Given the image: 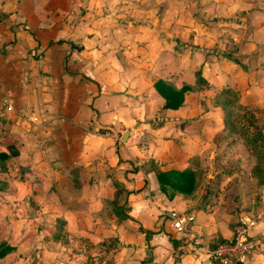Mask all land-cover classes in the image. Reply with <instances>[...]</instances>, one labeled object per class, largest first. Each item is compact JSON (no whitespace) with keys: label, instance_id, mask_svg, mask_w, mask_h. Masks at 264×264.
I'll return each instance as SVG.
<instances>
[{"label":"crops","instance_id":"1","mask_svg":"<svg viewBox=\"0 0 264 264\" xmlns=\"http://www.w3.org/2000/svg\"><path fill=\"white\" fill-rule=\"evenodd\" d=\"M198 16L194 26L170 23L179 31L159 34L165 40L147 55L149 64L129 53L132 44L118 61L111 51L120 45L85 51L79 41L67 68L60 71L59 57L53 74L52 54L63 49L59 18L47 46L44 1L0 0V241L10 246L0 264H215L206 248L231 239L234 223L264 208L252 163L218 182L236 147L224 130L222 100L214 98L224 86L238 90L240 102L259 108L264 130V68L262 81L249 67L236 71L220 42L236 37ZM153 44L144 48L151 52ZM72 63L83 66L79 73ZM197 70L207 84L195 85ZM49 77L54 86L39 85ZM158 79L193 89L177 108L165 107ZM67 84L77 85L75 93ZM185 169L200 174L191 193L161 186L157 170ZM171 209L193 215L185 232L170 226ZM250 232L260 243L243 264H264V221Z\"/></svg>","mask_w":264,"mask_h":264},{"label":"rangeland","instance_id":"2","mask_svg":"<svg viewBox=\"0 0 264 264\" xmlns=\"http://www.w3.org/2000/svg\"><path fill=\"white\" fill-rule=\"evenodd\" d=\"M43 1L47 21V46L53 43L54 30L52 22L56 17H58L60 21L61 33L59 32V35L63 38H59L60 43L62 42L63 45L61 53H53L51 57L50 64L53 74L56 69L53 65L59 57L61 59L60 71H62L63 68H67L68 54L71 50H74L73 45L79 43V41H82L83 48L86 47L84 48L85 51L87 45L103 47L105 43H112L111 45L113 48L120 45L121 48H119L118 51H111V54H114L118 61L121 59L122 53H124L122 48L132 44L133 46L128 47L129 53L136 57H141L144 64H149L151 60L147 55L150 53L154 56L157 53L156 49L160 47V45L157 44L165 40L159 34L162 32L166 37L169 34L173 35L172 33L179 31L177 28L170 31V29L167 28L170 23L175 22V20H183L194 26L195 22L199 19L198 15L201 13L203 21L206 20L213 24H218V28L222 31L223 36L227 33L226 36L233 35L237 38V41H235L236 38L233 40L230 37L225 38L224 41H220L224 44L222 50L229 56V59L238 63L235 70L240 73L241 70L244 69V66L249 67L253 71L256 81L261 80L259 73L264 68V0H244V2L232 0L231 4H227V2L223 0H38L40 6ZM230 1L231 0H229V2ZM223 3H225V5ZM32 17L33 16L30 15L31 24L34 23ZM230 28H234V30ZM200 29L204 30V26L200 25ZM156 30L158 33L155 32ZM135 31L140 32V37H134ZM33 32L36 33L35 30ZM42 35L43 34H40V36ZM149 39H153V45H155L154 50L151 52L147 48H144V43H147ZM218 41L216 45L219 44L221 46ZM211 43L210 39L206 40L207 45ZM138 44H141L142 47L135 46ZM220 46H216V48ZM104 49L106 53L110 50L107 47ZM63 50H66L67 54ZM260 50L263 51L259 52ZM236 51L238 55L234 53ZM94 53L97 52L94 51ZM246 53H248L247 57ZM258 53L259 55L256 57ZM241 56L246 57V60ZM53 57H55V59ZM107 58L110 59L108 56ZM128 59L131 62L133 61L130 57H128ZM85 62L84 60V63ZM112 62L116 63L114 60H112ZM110 66L111 64L105 66L107 71L111 69ZM70 67L77 73H79L78 69L80 67V69L83 68V66L79 64L75 65L74 63H72ZM261 77L263 76L261 75ZM38 80L39 79L36 78L34 82L38 83ZM52 81L50 77L45 78L39 81V85L42 84V86L52 87L54 86ZM57 85L59 84L55 82V87ZM70 85L67 84V87ZM71 88V91L75 93L77 85L74 89L71 85ZM214 98L217 102H220L225 97L222 93H217ZM232 144L235 148L236 146L234 143ZM227 159H223L221 163L222 168H218V182H221L222 178L225 180L224 176L227 173L236 172L235 170L240 168L236 161L231 160L232 158L230 159L229 157ZM252 162L253 157H250L248 165ZM209 168L210 164H207V170H209ZM232 179L233 178H231L229 182L232 181Z\"/></svg>","mask_w":264,"mask_h":264},{"label":"trees","instance_id":"3","mask_svg":"<svg viewBox=\"0 0 264 264\" xmlns=\"http://www.w3.org/2000/svg\"><path fill=\"white\" fill-rule=\"evenodd\" d=\"M60 42V40H59ZM207 84L199 70L196 71L195 85L201 86ZM158 92L165 98V107L177 108L183 101V95L186 90L193 89V85L185 84L180 88H176L164 79H158L155 82ZM221 92L226 96L219 104L224 110L225 126L224 130L227 135L232 137V142L236 146V151L232 161H236L243 168L253 157L250 167L251 176L255 179L256 187L264 185V130L263 125L257 116L259 108L248 103L239 101V91L230 86H224ZM158 180L163 184H170L176 189L185 193H191L196 183H198L199 173L194 170H173V171H156ZM209 193V192H208ZM208 193L205 197H208ZM119 217H126L127 213L115 210ZM220 239L212 247L218 243L225 241ZM10 249L6 242L0 241V258L4 256ZM215 264H223L216 261Z\"/></svg>","mask_w":264,"mask_h":264},{"label":"built area","instance_id":"4","mask_svg":"<svg viewBox=\"0 0 264 264\" xmlns=\"http://www.w3.org/2000/svg\"><path fill=\"white\" fill-rule=\"evenodd\" d=\"M166 214L170 226L179 232H185L188 222L194 218L193 215L175 209L168 210ZM260 221H264V208L253 216H242L233 225V237L212 248H206V252L223 264H243L246 255L260 243V239L250 232ZM195 243L200 244L201 240L196 238Z\"/></svg>","mask_w":264,"mask_h":264}]
</instances>
